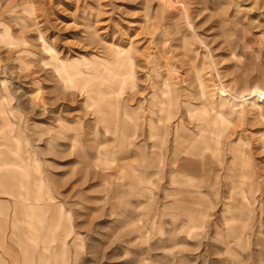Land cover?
<instances>
[{
  "label": "rangeland",
  "instance_id": "374dc122",
  "mask_svg": "<svg viewBox=\"0 0 264 264\" xmlns=\"http://www.w3.org/2000/svg\"><path fill=\"white\" fill-rule=\"evenodd\" d=\"M262 88L264 0H0V264H264Z\"/></svg>",
  "mask_w": 264,
  "mask_h": 264
},
{
  "label": "bare ground",
  "instance_id": "6f19581e",
  "mask_svg": "<svg viewBox=\"0 0 264 264\" xmlns=\"http://www.w3.org/2000/svg\"><path fill=\"white\" fill-rule=\"evenodd\" d=\"M257 95L260 97V98H264V88H262V89H260L258 92H257ZM262 100V99H261ZM204 122V121H203ZM198 128H199V126H198ZM201 128V127H200ZM217 130V129H216ZM203 132V131H202ZM176 133V132H175ZM216 133V132H215ZM203 134V133H202ZM201 134V135H202ZM176 136H177V134H176ZM203 136V135H202ZM205 136V135H204ZM181 137V136H180ZM206 137V136H205ZM198 138H200V137H198ZM190 139V138H189ZM188 139V140H189ZM191 139H192V137H191ZM190 139V140H191ZM203 140H205L204 138H203ZM202 140V141H203ZM200 141V140H199ZM187 142V141H186ZM206 141H203V143H205ZM200 143H202L201 141H200ZM199 143V144H200ZM198 144V143H197ZM191 149V148H190ZM186 151V150H185ZM188 153V152H187ZM197 156V155H196ZM182 157V156H181ZM178 159V158H177ZM193 159V158H192ZM184 160V159H183ZM183 160H181V161H183ZM184 164V163H183ZM195 165V164H194ZM181 168V169H180ZM179 169V171H178V173H182V178L184 179V180H188V181H190L191 180V176L193 177V175H195L194 177H197V174L196 173H194L193 172V170H191V168H187V166L186 165H182L181 167H180Z\"/></svg>",
  "mask_w": 264,
  "mask_h": 264
},
{
  "label": "crops",
  "instance_id": "0c3cea01",
  "mask_svg": "<svg viewBox=\"0 0 264 264\" xmlns=\"http://www.w3.org/2000/svg\"><path fill=\"white\" fill-rule=\"evenodd\" d=\"M240 174H241V176H243L242 173H239V175H240ZM171 181L173 182V180H171ZM240 186H241V183H238V187H240ZM240 189H241V187H240ZM189 190H190V189H189ZM12 193L15 194V197H21V196H22L20 188H17V189L14 188L13 191H12ZM174 193H175V194H178V193H177V190H175ZM238 204H239L238 206H239L240 208H245V206H244V204H243L242 202H239ZM47 209H48V206H47Z\"/></svg>",
  "mask_w": 264,
  "mask_h": 264
}]
</instances>
